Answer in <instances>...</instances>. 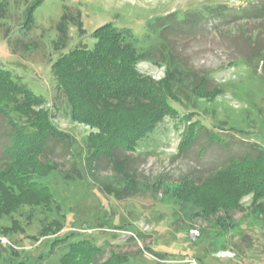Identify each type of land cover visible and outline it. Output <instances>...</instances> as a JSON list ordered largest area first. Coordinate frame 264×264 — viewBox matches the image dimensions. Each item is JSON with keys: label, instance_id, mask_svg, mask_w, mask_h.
<instances>
[{"label": "rangeland", "instance_id": "obj_1", "mask_svg": "<svg viewBox=\"0 0 264 264\" xmlns=\"http://www.w3.org/2000/svg\"><path fill=\"white\" fill-rule=\"evenodd\" d=\"M5 1L7 11L0 17V65L35 93L45 95L47 108L58 107L53 121L71 134L73 144L65 149L58 142L49 155L59 167L42 179L53 194L52 204L47 208L27 205L12 216L4 215L1 225H11L15 218L23 230L1 233L0 248L7 252L16 249L19 259L35 257L26 264H58L66 242L42 259L38 256L48 253L49 241L55 237L77 231L80 234H70L68 241L77 236L91 238L104 249L102 258L109 250L117 251L128 256L127 264H264V213L260 206H253L252 194L242 198L240 210L229 212L234 223L227 229H220L216 216L192 217L165 195L167 187L183 176L200 181L230 156L255 153L253 145L264 148V14L258 12L264 0H41L29 29L22 26L25 8L33 0ZM222 4L239 9L234 20L204 34L187 36L179 48L188 63L208 70L212 84L221 86L223 92L213 101L194 99L176 106L181 113L192 112V120L218 132L225 143L211 140L202 131L186 152L178 154L183 123L166 118L135 152L117 151L120 157H129L127 169L134 173L136 184L132 194L120 199L107 194L103 184L121 187L126 180L115 177L106 158L96 160V172L89 170L85 137L92 128L69 119L70 107L57 89L52 62L75 45L91 47V32L103 23L113 22L141 37L147 20L156 16ZM63 14L69 22L68 39L63 49H56L54 40ZM78 20L83 33L78 31ZM137 67L155 79L164 73L163 66L150 61L139 62ZM245 115V122L250 123L249 127L241 124L245 133H235L229 125L216 126L220 120ZM7 130L6 119L0 115V166ZM73 168L84 169V179L74 178ZM54 219L62 223L61 229L42 234L44 225ZM0 264H6L2 256Z\"/></svg>", "mask_w": 264, "mask_h": 264}, {"label": "trees", "instance_id": "obj_2", "mask_svg": "<svg viewBox=\"0 0 264 264\" xmlns=\"http://www.w3.org/2000/svg\"><path fill=\"white\" fill-rule=\"evenodd\" d=\"M40 4L41 0H33L26 6L23 28L29 29V23L34 22V9ZM238 10L222 4L159 15L147 20L141 37H134L129 28L123 30L113 22H106L91 32L94 38L91 47L75 45L52 62L57 89L70 107L69 119L92 128L85 137V163L89 170L96 172L99 169L96 160L106 158L115 177L126 180L121 187L103 184L102 189L107 194L119 199L132 194L136 184L134 173L127 169L129 157H120L117 151L135 152L166 118L183 123L178 154L186 152L202 131L211 140L225 143L218 132L198 119L192 120V112L181 113L176 106L194 99L213 101L223 92L221 86L212 84L208 70L188 63L179 44L187 36L228 25ZM6 11V1L0 0V17ZM258 12L264 14V6ZM65 18L63 14L58 25L56 49H63L68 39L66 23L69 22ZM76 23L78 31L83 33L81 20ZM143 61L163 66V76L155 79L141 72L137 64ZM46 102L45 95L35 93L10 69L0 65V115L8 126L0 166V219L4 215L12 216L23 206L47 208L53 202L52 192L42 181L59 168L49 155L58 142L70 149L73 139L53 121L59 113L58 107L47 108ZM245 121L246 115L243 118L231 116L220 120L216 126L223 129L224 125H229L228 129L235 133H245L247 129L241 126ZM245 123L249 127L250 123ZM262 123L264 125V119ZM253 146L255 153L230 156L225 164L200 181L183 176L175 185L167 187L166 198L192 217L216 216L220 229L232 226L234 221L229 212L240 210L241 200L247 195L252 194L253 206H260V212L264 213V148ZM84 173L82 168H73L71 175L84 179ZM220 212L222 215L218 214ZM61 227L62 223L54 219L44 225L41 233H55ZM19 229L23 230L15 218L11 225L0 223L3 235ZM76 233L55 237L49 241L48 253L41 252L38 257L42 259L59 243L66 242L58 264L128 263L125 253L112 250L102 258L104 249L91 238L77 236L68 241L70 234ZM149 251L159 255L151 248ZM0 256L6 264H26L34 257L19 259L18 251L12 248L8 252L0 248Z\"/></svg>", "mask_w": 264, "mask_h": 264}, {"label": "built area", "instance_id": "obj_3", "mask_svg": "<svg viewBox=\"0 0 264 264\" xmlns=\"http://www.w3.org/2000/svg\"><path fill=\"white\" fill-rule=\"evenodd\" d=\"M194 261V260H193ZM195 262V261H194Z\"/></svg>", "mask_w": 264, "mask_h": 264}]
</instances>
